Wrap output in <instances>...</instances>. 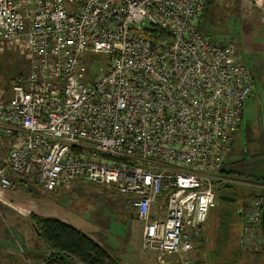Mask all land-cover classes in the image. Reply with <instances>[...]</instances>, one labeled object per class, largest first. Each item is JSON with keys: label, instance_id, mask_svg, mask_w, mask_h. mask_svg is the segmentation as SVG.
Wrapping results in <instances>:
<instances>
[{"label": "built area", "instance_id": "built-area-1", "mask_svg": "<svg viewBox=\"0 0 264 264\" xmlns=\"http://www.w3.org/2000/svg\"><path fill=\"white\" fill-rule=\"evenodd\" d=\"M209 1L0 0V42L29 64L0 96V191L14 177L112 188L144 251L192 250L255 90L236 46L202 30ZM262 194L241 216L243 247L264 243Z\"/></svg>", "mask_w": 264, "mask_h": 264}, {"label": "rangeland", "instance_id": "rangeland-1", "mask_svg": "<svg viewBox=\"0 0 264 264\" xmlns=\"http://www.w3.org/2000/svg\"><path fill=\"white\" fill-rule=\"evenodd\" d=\"M238 2L244 10L234 11L236 16L223 1L217 0L214 7L219 10L211 14V22L205 27L216 40L236 46L241 61L251 69L255 90L244 105L241 125L224 158V171L214 174L211 186L216 203L199 235L193 236L192 250L181 254L144 251L142 224L135 215L128 214L131 209L127 199L112 188L75 180L67 187L46 191L31 181L20 183L18 178L10 190L0 191V264H25L20 249L41 245L31 226L33 214L68 223L97 243L117 246L131 264H194L196 257L206 258V264H217L226 256L234 264H264V243L252 245L254 241H250L238 249V254L235 251L242 232L238 211L244 215L250 201L264 190V15L259 16L249 1ZM201 28L207 32L202 22ZM89 58L98 66L105 56ZM28 68L27 52L21 43L0 42V96L9 95L13 85L27 75ZM2 145L0 139V156ZM221 195L236 202L222 201L218 198ZM227 212L230 232L221 248L217 247L216 237L223 234L221 225H225L221 219ZM44 255L26 264H43L50 252ZM74 261L71 264H81Z\"/></svg>", "mask_w": 264, "mask_h": 264}, {"label": "trees", "instance_id": "trees-1", "mask_svg": "<svg viewBox=\"0 0 264 264\" xmlns=\"http://www.w3.org/2000/svg\"><path fill=\"white\" fill-rule=\"evenodd\" d=\"M223 171L224 170L222 168L219 172L221 173ZM19 181L20 183H26L24 180ZM262 195L263 194L260 193L256 196V198ZM128 214L130 215V213ZM222 215H224V217H222L223 220L221 219V221H223L225 225H221L223 234L221 236L217 235L216 237L217 247L221 248H223L228 241L230 232L228 223L231 221L229 212ZM31 226L50 252V255L43 260V264H54L56 261H59L61 264H71L72 260H76L81 264H123V261L118 256L110 255L105 248L102 247V245L92 240L82 231L76 229L68 223L55 218L37 216L33 214L31 216ZM241 234L238 241L239 248L237 247L235 250L236 254L239 253L238 249L240 250L241 248ZM202 241H205L203 235ZM227 258L228 256L217 264L235 263V261L230 263ZM205 260L206 258L204 257H196L194 264H206Z\"/></svg>", "mask_w": 264, "mask_h": 264}, {"label": "crops", "instance_id": "crops-1", "mask_svg": "<svg viewBox=\"0 0 264 264\" xmlns=\"http://www.w3.org/2000/svg\"><path fill=\"white\" fill-rule=\"evenodd\" d=\"M217 0H210L204 13H203V16L201 17V21H200V25H201V22H202V27L208 32V33H211V31L209 29H207V27H205V23L207 22H211V14H213L214 11H218L219 10V7H214L215 5V2ZM220 1H223L224 4L227 5V8L229 10H232L233 12L238 10H244V8L241 6L240 7V3L238 2L239 0H220ZM251 3V7L256 10V12H260L259 16H263L264 14H262L261 11H264V0H247ZM236 2H237V5H236ZM234 15H236V13L234 12ZM237 16V15H236ZM258 16V18H259ZM262 18V17H261ZM260 22H263L262 20ZM209 28V27H208ZM16 180L18 181V178L14 177V181L16 182ZM26 181V180H24ZM96 186H99V185H96ZM132 212L130 213V216H132ZM142 231V230H141ZM35 233V232H34ZM36 234V233H35ZM36 238L39 239L38 235L36 234ZM42 241V240H41ZM100 245H102L103 248H105V250L112 256H118L122 261H123V264H131L129 261H127L125 258H124V254H122V251L124 252V250H120L117 248V246H112L110 244H107V243H99ZM26 249V248H25ZM119 250L121 251V254L119 253ZM48 248L44 245L43 241L41 243V245H39L38 247H32V248H29V249H26L25 251L20 249V255L23 256V261L26 263H28L30 261V259H34L36 257H39V256H45L44 254H46L48 252ZM119 253V254H117ZM43 259V258H42ZM74 262H77L79 263L78 261H74Z\"/></svg>", "mask_w": 264, "mask_h": 264}, {"label": "water", "instance_id": "water-1", "mask_svg": "<svg viewBox=\"0 0 264 264\" xmlns=\"http://www.w3.org/2000/svg\"><path fill=\"white\" fill-rule=\"evenodd\" d=\"M218 198L220 200H222V201L235 202L234 198L228 197V196H225V195L218 196ZM238 215H239V219H240V222H241V212L240 211H238Z\"/></svg>", "mask_w": 264, "mask_h": 264}]
</instances>
